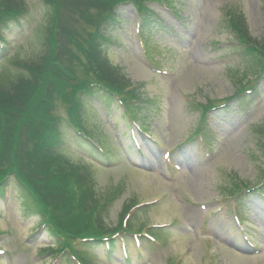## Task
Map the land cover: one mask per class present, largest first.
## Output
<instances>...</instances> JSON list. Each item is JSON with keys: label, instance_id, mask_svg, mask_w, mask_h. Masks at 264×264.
I'll list each match as a JSON object with an SVG mask.
<instances>
[{"label": "rangeland", "instance_id": "obj_1", "mask_svg": "<svg viewBox=\"0 0 264 264\" xmlns=\"http://www.w3.org/2000/svg\"><path fill=\"white\" fill-rule=\"evenodd\" d=\"M21 1L20 22L3 25L0 85L25 76L13 61L45 54L55 16L61 29L75 23L80 6L91 8L60 0L58 13L44 0ZM147 8L149 20L133 4L121 5L105 32L108 61L136 86V123L119 103L90 97L85 120L95 137L88 143L63 125L59 151L106 206L108 227L137 204L128 221L136 230L147 225L157 240L128 241V261L121 240L113 249L77 246L78 253L93 264H264V57L229 24L232 15L242 35L264 48V0H155ZM58 93L54 103L64 114ZM210 101L227 102L205 111ZM242 183L247 188L236 189ZM20 187L12 178L0 193V264H70L67 253H53L59 239Z\"/></svg>", "mask_w": 264, "mask_h": 264}, {"label": "trees", "instance_id": "obj_2", "mask_svg": "<svg viewBox=\"0 0 264 264\" xmlns=\"http://www.w3.org/2000/svg\"><path fill=\"white\" fill-rule=\"evenodd\" d=\"M44 1L61 13L60 0ZM82 1L91 8L84 11L80 6L79 13L74 12L73 25L64 23L58 29L56 16L51 20L45 35V54L29 62L13 61L14 71L25 74L20 83L6 80L0 85V193L12 178L20 184L27 200L43 216L42 225L48 226L59 239L58 250L54 249L53 253H67L72 259L70 264H93L85 252L78 253L81 249L77 246L91 250L109 245L113 249L119 240L124 244L122 257H130L128 241L137 243L136 239L143 237L148 228L144 225L136 230L132 221H128L130 212L139 206L137 204L123 211L117 227H108L103 218L106 206L95 202L82 169L61 155L59 148L63 125L69 126L86 142H92L95 136L85 120L86 100L90 97L98 96L109 104L120 101L128 116L133 121L136 119L132 112L140 102L136 86L128 83L119 68L108 61L104 54V45L108 42L105 32L108 25L115 22L114 12L119 5L134 4L148 20L147 5L155 0ZM25 11L21 0H2L0 47H5L3 25L10 19L20 21ZM230 17V27L239 34L238 39L251 52H261L264 57V48L251 44L242 35V23L236 22L232 15ZM78 23L83 26L76 29ZM57 91L66 106L64 114L54 103L56 97L53 94ZM246 91L243 89L239 94L245 96ZM209 105L203 106L205 111L218 106L211 101ZM202 123H206L205 117ZM202 133L199 131L197 135ZM88 147L86 151L93 153L94 148ZM96 148L102 156L107 153L101 145ZM247 185L242 183L236 189L247 188ZM150 229L147 232L151 233ZM108 260L112 261V258Z\"/></svg>", "mask_w": 264, "mask_h": 264}]
</instances>
